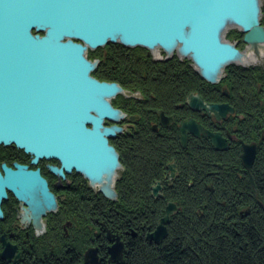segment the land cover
I'll return each mask as SVG.
<instances>
[{"label": "water", "instance_id": "obj_1", "mask_svg": "<svg viewBox=\"0 0 264 264\" xmlns=\"http://www.w3.org/2000/svg\"><path fill=\"white\" fill-rule=\"evenodd\" d=\"M260 1L0 0V147L24 150L33 164L56 159L61 167L51 166L52 172L64 177L65 171L76 170L92 184H100L106 197L116 199L111 186L121 164L110 139L117 131L104 121L119 118L121 112L110 98L123 88L93 76L98 60L88 58L89 49L121 44L162 49L169 55L177 52L192 61L202 78L217 84L227 66H248L240 63L248 47L260 53L258 47L264 45ZM231 23L244 34L248 45L244 52L224 38ZM196 98L198 110L217 119L235 113L227 104ZM209 135L217 150L226 149L220 134ZM255 144H243L242 160L248 170L255 162ZM8 192L29 206L26 212L37 223L56 209L46 179L28 166L16 163L11 168L4 163L0 168V220ZM177 211L166 208L156 230L147 236L150 242L160 244L167 238V226ZM4 247L1 258L11 260L16 247L9 243ZM123 251L122 243L113 245L111 261H121ZM95 252L87 253L84 264H99Z\"/></svg>", "mask_w": 264, "mask_h": 264}, {"label": "flooded vegetation", "instance_id": "obj_2", "mask_svg": "<svg viewBox=\"0 0 264 264\" xmlns=\"http://www.w3.org/2000/svg\"><path fill=\"white\" fill-rule=\"evenodd\" d=\"M88 57L98 60L95 78L123 88V92L110 99L121 115L116 120L104 121L106 127H115L117 131V136L110 139L121 164L111 186L117 198L106 197L100 184H92L76 170L65 171L64 177L52 172L51 166L61 167L56 159H41L33 164L30 154L13 146L8 151L15 155H7L0 168L4 163L15 168L18 163L39 170L57 205L37 223L26 212L29 206L8 192L1 205L4 217L0 220V253L5 249L4 243L15 246L16 252L11 260L0 256V264H84L87 253L94 249L99 264H115L110 248L122 243L124 258L130 241L138 236V231L129 224L124 227L117 223L118 208H133L135 196L145 197L143 208H165V213L166 208H198L203 196L216 193L214 180L218 173L214 167L224 168L225 164L237 161L226 159L227 152H238L246 168L242 160L243 144H264L263 132L257 141L243 137L242 83L239 98L234 100L230 89L224 86V101H213L209 94L199 93L197 77L183 75L189 74L190 68L198 72L190 59L180 57L177 52L169 55L162 49L150 51L107 44L90 49ZM196 96L209 104H227L235 113L221 120L210 116L198 110ZM210 133L221 135L227 145L225 150L214 147ZM203 148L220 156L207 157V173H199L198 151ZM146 165L151 166L150 171L140 172ZM246 173L244 169L243 173L235 174L245 183ZM233 192L239 198L234 196L231 205L240 208L245 203L242 188L229 191ZM125 197L130 201L124 200ZM104 208H112L111 218L103 217Z\"/></svg>", "mask_w": 264, "mask_h": 264}, {"label": "trees", "instance_id": "obj_3", "mask_svg": "<svg viewBox=\"0 0 264 264\" xmlns=\"http://www.w3.org/2000/svg\"><path fill=\"white\" fill-rule=\"evenodd\" d=\"M183 75L197 77L199 93L209 94V99L213 101H224V86L230 89L234 100L239 98L242 83V133L247 141L259 140L261 131H264L259 118L263 116L260 109L264 110V103H261V96L264 95V66H229L226 77L217 85L206 82L191 68L189 74L184 72ZM224 156L237 161L225 164L224 168L214 167L218 173L214 180L216 193L203 196L198 208H180L168 225L167 240L160 245L148 241L146 236L155 230L159 219L164 216L165 208H143L145 197L141 196L132 198L133 208H118L117 223L124 227L129 224L130 228L138 231V236L130 241L123 260L115 264H264V208L259 203L260 199L264 204V170L259 168V164L264 166V145H260L258 158L251 170L254 186L248 172L245 183L235 174L243 169L239 153L234 150ZM207 157L220 156L216 151L199 149V173L208 172L205 165ZM150 167L146 165L140 172L148 173ZM242 187L244 209L250 211L245 218H241L242 206L234 208L231 205L232 198L239 197L234 192L229 193ZM149 198L152 203V198ZM123 199L130 201L129 197ZM110 209H103L104 218H111ZM203 210L208 211L204 213Z\"/></svg>", "mask_w": 264, "mask_h": 264}, {"label": "rangeland", "instance_id": "obj_4", "mask_svg": "<svg viewBox=\"0 0 264 264\" xmlns=\"http://www.w3.org/2000/svg\"><path fill=\"white\" fill-rule=\"evenodd\" d=\"M263 2H264V0H262ZM264 17V16H263ZM233 29V28H232ZM229 30L226 34H225V38L228 40V41H231L232 43H237V47L241 50V51H245L246 50V48H247V44L244 42V38H243V33H241L238 29H233V30ZM232 65H235V66H238V67H245V68H250V67H262L263 65H264V57H263V61L261 60V61H259V62H257L256 64H252V65H248V66H242V65H238V64H231V65H229V66H232ZM229 66H227L226 67V69H225V76H226V70H227V68L229 67ZM224 79V78H223ZM221 82H219V84H220ZM261 86H262V84H261ZM261 90V89H260ZM262 95V94H261ZM263 96H261V98H262ZM261 103H264V99H263V101H261ZM264 108V107H263ZM260 111L263 113V116H259V118L261 119V125H263L262 126V128L264 127V110H261L260 109ZM258 118V119H259ZM257 119V120H258ZM256 120V121H257ZM261 132H263L264 133V131H261ZM243 135H244V133H243ZM243 137H246V136H243ZM264 144H262L261 146H263ZM12 147L13 146H1L0 147V163L1 162H3L5 159H6V156L7 155H15L14 153H11V152H9L8 150L9 149H12ZM255 164V163H254ZM260 166H259V168L261 169V170H264L263 168H264V166H261V164H259ZM263 165H264V163H263ZM243 166V165H242ZM243 169H242V173H243V170L244 169H246V171L247 172H250V175L252 176V178L251 179H253L254 177H253V175H252V172H251V170L253 169V166H252V168L250 169V170H248L247 169V167L245 168V167H242ZM259 169V170H260ZM260 175H261V173H260ZM262 175H263V173H262ZM250 179V180H251ZM254 180V179H253ZM252 182V181H251ZM242 183H244L243 181H242ZM253 186H254V181H253ZM243 186V185H242ZM242 193H244V189H243V187H242ZM251 193V192H250ZM259 203H260V206H261V208H264V204H263V202L262 201H260V199H259ZM263 205V206H262ZM242 207H244V204L242 205ZM205 209H207V208H205ZM205 211H208V210H205ZM205 211L203 210V212L205 213ZM250 214V211L248 210V209H244V208H242V211H241V218H245V217H247L248 215ZM165 240H167V239H165Z\"/></svg>", "mask_w": 264, "mask_h": 264}, {"label": "bare ground", "instance_id": "obj_5", "mask_svg": "<svg viewBox=\"0 0 264 264\" xmlns=\"http://www.w3.org/2000/svg\"><path fill=\"white\" fill-rule=\"evenodd\" d=\"M262 1V0H261ZM261 1H260V3H261ZM263 6H264V2L262 1V7H261V18H260V23L263 25V14H264V10H263ZM264 26V25H263ZM238 29L239 30V27L237 26V25H235V24H229V25H227V27L225 28V31H224V38H225V34L229 31V30H231V29ZM232 29V30H233ZM240 31V30H239ZM241 33H242V31H240ZM243 38H244V35H243ZM246 46H248V45H246ZM249 49H248V52H247V54H246V56L240 61V63L242 64H246V65H252V64H256L257 62H259L260 61V59L261 58H263L264 57V45H262V46H260V47H258L259 48V50H260V53L259 54H257V53H255V50H256V47H248ZM257 48V49H258ZM90 50V49H89ZM87 56H88V53H87ZM89 58V57H88ZM90 59V58H89ZM264 66V65H263ZM262 66V67H263ZM93 74V73H92ZM199 74V73H198ZM200 75V74H199ZM202 78V77H201ZM203 80H205L204 78H202ZM206 81V80H205ZM206 82H208V81H206ZM221 82V81H220ZM209 83V82H208ZM218 84V83H217ZM217 84H213V85H217ZM114 97V96H113ZM113 97H111L110 99H112ZM113 107V106H112ZM114 108V107H113ZM115 109V108H114ZM117 110V109H116ZM120 115H121V113H120ZM250 143H247V145H249ZM256 145V147H255V150H256V157H255V162H256V160H257V158H258V155H259V151H260V146H258L257 144H255ZM254 162V163H255ZM254 166V165H253ZM263 206V205H262ZM178 211H179V208H178ZM177 211V212H178ZM177 212L174 214V215H176L177 214ZM164 216H162V218H163ZM172 219V218H171ZM161 220V218L159 219V221ZM171 223V222H170ZM158 224H159V222H158ZM169 225V224H168ZM158 226V225H157ZM157 228V227H156ZM156 228H155V230H156ZM167 228H168V226H167ZM154 230V231H155ZM153 231V232H154ZM135 232H137V231H135ZM152 232H149L148 233V235L149 234H151ZM168 235H169V231H168ZM167 238H168V236H167ZM166 238V239H167ZM165 241V240H164ZM164 241H162L160 244H162ZM155 243V242H154ZM155 244H157V243H155ZM160 244H158V245H160Z\"/></svg>", "mask_w": 264, "mask_h": 264}]
</instances>
